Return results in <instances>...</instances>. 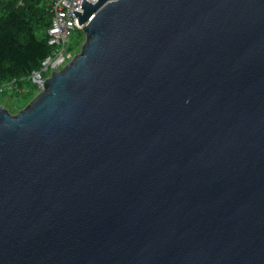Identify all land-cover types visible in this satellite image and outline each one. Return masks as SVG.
I'll list each match as a JSON object with an SVG mask.
<instances>
[{
  "label": "water",
  "instance_id": "obj_1",
  "mask_svg": "<svg viewBox=\"0 0 264 264\" xmlns=\"http://www.w3.org/2000/svg\"><path fill=\"white\" fill-rule=\"evenodd\" d=\"M81 7L0 106V264H264V0Z\"/></svg>",
  "mask_w": 264,
  "mask_h": 264
},
{
  "label": "trees",
  "instance_id": "obj_2",
  "mask_svg": "<svg viewBox=\"0 0 264 264\" xmlns=\"http://www.w3.org/2000/svg\"><path fill=\"white\" fill-rule=\"evenodd\" d=\"M51 20V0H0V85L30 84L26 78L52 53Z\"/></svg>",
  "mask_w": 264,
  "mask_h": 264
},
{
  "label": "built area",
  "instance_id": "obj_3",
  "mask_svg": "<svg viewBox=\"0 0 264 264\" xmlns=\"http://www.w3.org/2000/svg\"><path fill=\"white\" fill-rule=\"evenodd\" d=\"M82 3L83 0H51L52 20L48 29V44L52 47V53L42 62L40 69L33 71L26 78V81L33 84L36 89L42 90L46 79L54 71L65 67L75 56L69 44L73 32L82 31L83 27L79 25L73 11L82 12ZM6 92L22 93L25 89L14 79L0 85V93Z\"/></svg>",
  "mask_w": 264,
  "mask_h": 264
},
{
  "label": "rangeland",
  "instance_id": "obj_4",
  "mask_svg": "<svg viewBox=\"0 0 264 264\" xmlns=\"http://www.w3.org/2000/svg\"><path fill=\"white\" fill-rule=\"evenodd\" d=\"M84 41H85V33L83 32V30L73 32L71 42L69 44V48H71L73 55H76L81 52V48ZM62 68L63 67L59 68V70H61ZM20 87L25 89V92L0 93V106L7 108L12 114H17L21 110L25 109L31 103V101L37 96V94L41 92V90L36 89V87L33 84L25 83L23 84V86ZM32 93L34 94L31 95ZM29 96L30 99H28Z\"/></svg>",
  "mask_w": 264,
  "mask_h": 264
}]
</instances>
